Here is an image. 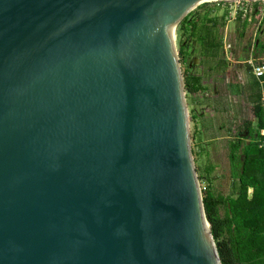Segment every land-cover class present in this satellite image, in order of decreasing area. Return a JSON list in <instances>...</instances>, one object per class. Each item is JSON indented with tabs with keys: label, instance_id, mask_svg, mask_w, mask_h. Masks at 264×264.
I'll return each instance as SVG.
<instances>
[{
	"label": "water",
	"instance_id": "95a60500",
	"mask_svg": "<svg viewBox=\"0 0 264 264\" xmlns=\"http://www.w3.org/2000/svg\"><path fill=\"white\" fill-rule=\"evenodd\" d=\"M203 1L0 0V264H221L174 38Z\"/></svg>",
	"mask_w": 264,
	"mask_h": 264
},
{
	"label": "rangeland",
	"instance_id": "374dc122",
	"mask_svg": "<svg viewBox=\"0 0 264 264\" xmlns=\"http://www.w3.org/2000/svg\"><path fill=\"white\" fill-rule=\"evenodd\" d=\"M227 2L209 0L197 4L188 12L189 23L184 29L180 32L176 25L174 30L176 51L183 43L178 58L183 83L186 80L194 86L188 92L184 89V96L191 154L196 174L200 175L199 187H206L214 196L225 200L234 197L238 187L231 174L229 142L249 141L243 121L255 126L251 112L254 93L263 91V85H254L250 64L246 62L250 50L253 62L264 61V52L259 53L256 48L257 42L264 40V0H258L257 5L254 0ZM205 18H215L216 24L211 25ZM194 21L197 27L191 33ZM204 26L212 29L213 39L208 41ZM233 59L245 60L242 66L246 81L225 85V77L232 74L228 62ZM225 205L217 207L221 217Z\"/></svg>",
	"mask_w": 264,
	"mask_h": 264
},
{
	"label": "trees",
	"instance_id": "16d2710c",
	"mask_svg": "<svg viewBox=\"0 0 264 264\" xmlns=\"http://www.w3.org/2000/svg\"><path fill=\"white\" fill-rule=\"evenodd\" d=\"M222 2L228 3L226 0ZM254 3L257 5L258 1ZM189 13L177 24L180 32L189 23ZM205 20L211 25L216 24L215 18ZM196 27L195 21L192 22L191 33ZM204 32L208 41L213 39L212 29L204 26ZM212 43L217 44L215 41ZM256 48L259 53L264 52V40L258 41ZM182 49L183 43H180L178 58ZM193 88L184 80L186 92ZM254 96L251 112L255 126L248 120L243 121L249 141L243 144L229 142L231 174L238 186L236 195L225 200L214 196L206 187L200 189L205 217L210 224L221 264H264V91H257ZM197 177L200 180L199 174ZM220 204H226L222 217L217 210Z\"/></svg>",
	"mask_w": 264,
	"mask_h": 264
},
{
	"label": "crops",
	"instance_id": "0c3cea01",
	"mask_svg": "<svg viewBox=\"0 0 264 264\" xmlns=\"http://www.w3.org/2000/svg\"><path fill=\"white\" fill-rule=\"evenodd\" d=\"M249 58H253V57H251L252 56V51L250 50V53H249ZM229 59V58H228ZM254 59V58H253ZM231 60V59H230ZM248 60V59H247ZM229 61V60H228ZM245 60H243V61H240V60H235V59H233V61H229L228 62V64H231L232 65V67L230 68L231 69V71H232V74H231V76L230 75H227L226 77H225V80H224V84L225 85H229V84H231V83H237V84H243L245 81H246V75L244 74V68H243V66H242V63L244 62ZM233 63V64H232ZM236 64H238L237 66H234V65H236ZM252 74V73H251ZM253 76V75H252ZM253 78H254V80H253V82H254V84H255V82H257V83H260L261 85H263V91H264V78L262 79V80H257L254 76H253ZM247 83V82H246ZM263 91H261V92H263Z\"/></svg>",
	"mask_w": 264,
	"mask_h": 264
},
{
	"label": "built area",
	"instance_id": "2783aa9c",
	"mask_svg": "<svg viewBox=\"0 0 264 264\" xmlns=\"http://www.w3.org/2000/svg\"><path fill=\"white\" fill-rule=\"evenodd\" d=\"M246 62L250 64L252 75L257 80H262L264 78V61L255 63L253 62V58H249Z\"/></svg>",
	"mask_w": 264,
	"mask_h": 264
},
{
	"label": "bare ground",
	"instance_id": "6f19581e",
	"mask_svg": "<svg viewBox=\"0 0 264 264\" xmlns=\"http://www.w3.org/2000/svg\"><path fill=\"white\" fill-rule=\"evenodd\" d=\"M207 1H209V0H207ZM234 1H237V0H234Z\"/></svg>",
	"mask_w": 264,
	"mask_h": 264
}]
</instances>
